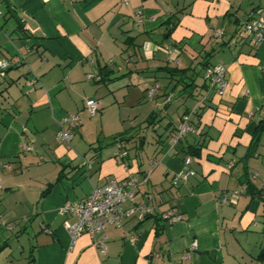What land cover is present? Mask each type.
<instances>
[{
  "label": "crops",
  "instance_id": "obj_1",
  "mask_svg": "<svg viewBox=\"0 0 264 264\" xmlns=\"http://www.w3.org/2000/svg\"><path fill=\"white\" fill-rule=\"evenodd\" d=\"M0 8V61H8L0 67V264H264V132L253 144L264 122V41L246 37L243 28L264 0H1ZM28 52L42 62L37 73L26 69ZM205 58L226 67L224 95L200 105L193 117L198 133L174 145L179 122L169 121L171 142L159 138L147 165L142 144L128 162L129 154L111 157L100 147L89 166L76 151L57 152L58 161L33 151L31 135L40 130L69 145L80 129L82 119L70 141L58 137L62 118L76 110L70 93L82 76L123 88L133 84L130 62H154V69H135L154 78L145 84L147 97L150 86H160L149 99L162 95L167 106L179 87L183 98L199 95L200 102L204 79L202 86L173 89L177 76L164 67L200 68L203 78ZM94 68L100 79L86 74ZM160 77L168 83L159 84ZM190 145L200 147L199 156L191 155L195 173L174 185ZM130 177L138 180L136 195L123 206L146 202L153 214L129 216L120 227L72 243L64 223L75 218L60 207L107 179ZM170 210L182 218L164 219Z\"/></svg>",
  "mask_w": 264,
  "mask_h": 264
},
{
  "label": "rangeland",
  "instance_id": "obj_2",
  "mask_svg": "<svg viewBox=\"0 0 264 264\" xmlns=\"http://www.w3.org/2000/svg\"><path fill=\"white\" fill-rule=\"evenodd\" d=\"M1 22L2 20L0 19ZM26 55H28L24 60L26 69L32 73H37L42 62L32 52H28ZM161 58L165 60V57ZM136 65L138 67L151 66L150 68H155L154 62L151 64L143 61L137 63L130 62L129 68L133 72L129 74L127 81L133 84L123 88H108L107 85L97 84L88 80L86 75L82 76L77 84V88L74 90V94L70 93L73 97H76L74 99L77 101L75 103L77 107L74 113H78L81 116L83 124L80 126V129L74 134L69 145L58 144L55 140V135L49 130L45 134L40 130V134H33V138L31 135L33 151L44 152L43 158L45 160H51L52 158L53 160H57L61 156H56L57 152L62 150L63 152H66V150L76 151L80 155V160L85 161L89 166L88 163L92 162V155L100 147L103 153H110L111 157L114 156L115 151L118 150L119 143L113 142V136L122 134L125 137L124 142L129 151V156L124 162H128L127 160L130 158L133 159L139 149L138 146L142 144L143 147L139 155L141 156V160H144V166L147 165L149 157L154 155V151L157 148V140L159 138H170L168 136L170 129L165 130V125L169 121L178 123L180 121L179 116L186 107L194 109L199 102L197 98L200 90L199 87L196 90L197 97L183 98L179 87H177L174 90L175 93H173L171 102L166 106L164 100H162V95L155 99L147 97L145 84L154 82V78L146 76V74H143L144 76L138 74L135 71ZM88 73L92 75L97 74L95 68L86 71V74ZM160 75H163V73H160ZM201 75V69L195 68V82L202 86L203 78ZM157 82L166 85L168 80L160 77ZM159 92L162 94V90ZM89 96H94L93 98L100 100L101 111L96 115H91L87 108H83L84 99ZM152 113H154V121H151ZM141 139H144V141L140 142ZM169 142H171V138ZM115 159L119 158L115 157ZM193 160L195 159L193 158ZM118 161H121V159ZM46 166L47 168L51 167L50 164ZM35 169L33 168V171ZM95 170L94 166L93 169H90L91 173H95ZM88 181L89 179L86 180L87 183ZM33 221L34 219H32ZM25 240L26 238L23 239V241Z\"/></svg>",
  "mask_w": 264,
  "mask_h": 264
},
{
  "label": "built area",
  "instance_id": "obj_3",
  "mask_svg": "<svg viewBox=\"0 0 264 264\" xmlns=\"http://www.w3.org/2000/svg\"><path fill=\"white\" fill-rule=\"evenodd\" d=\"M127 1V0H125ZM1 5V0H0ZM3 14L0 8V16ZM141 21V20H140ZM246 37H253L255 42L264 41V9L258 16L252 15L243 25ZM167 53L170 48H166ZM8 61H0V67L6 68ZM227 69L222 64H209L205 67L203 79L207 85L204 96L198 105L185 113H183L179 123L177 124L176 133L172 138V144H177L187 134H197L198 128L194 124V115L200 105L209 100L210 96H223L227 88ZM89 78L100 79L98 75H88ZM159 85H153L148 88V97L154 98L159 90ZM171 96L167 101L171 100ZM86 108L90 114L94 115L100 108L99 101L95 98L87 99ZM61 130L58 133L59 139L70 141L76 128L81 125V118L76 113H67L61 120ZM118 150L115 155L124 159L128 156L129 151L124 141H119ZM183 171L173 178V184L178 185L180 182L187 181L195 172L191 169L192 156L187 155L184 158ZM138 180L130 177L125 180L115 178L107 179L104 183L95 186L90 193L83 199L77 201L67 200L61 207L60 212L71 215L75 221H65V228L71 235L72 243L87 233L92 237L102 233L107 226L113 225L120 227L124 224L129 216H133L138 220L153 214L155 208L146 202L132 204L130 208H125L123 204L127 201H133L136 195ZM1 188V184H0ZM161 216L171 222L178 221L182 216L173 211H166ZM136 238L133 237L132 241ZM102 252L106 251V245L99 243ZM197 243H192V248H196Z\"/></svg>",
  "mask_w": 264,
  "mask_h": 264
},
{
  "label": "trees",
  "instance_id": "obj_4",
  "mask_svg": "<svg viewBox=\"0 0 264 264\" xmlns=\"http://www.w3.org/2000/svg\"><path fill=\"white\" fill-rule=\"evenodd\" d=\"M200 63H202L204 65L205 64L208 65L207 64L208 61H206V58H205L204 61H201ZM164 69L172 77L177 76V82L174 84L173 89H175L179 85H182L183 86V89H187L189 86H193L195 84V79H194L195 69L194 68H191V67H188V68H180L178 66H176V67L166 66V67H164ZM189 70H193V75L188 74ZM186 81H190V82H186ZM203 86L206 89L207 85H206L205 82L203 83ZM199 115H200L199 112H195V115L194 116H199ZM263 132H264V122L260 125L259 128H257L256 135H255L256 139H255V142L253 144L258 143V140L261 138V135L263 134ZM113 138L115 140H118L117 142L124 141V139H125V137L122 134L115 135V136H113ZM199 148L200 147H198V146L196 147V146L190 145L188 147V153L190 155H192V156H199V154H200V149ZM156 220L157 221H160L161 218L157 217ZM160 232H161L160 227H158L156 229V235L157 236L160 235Z\"/></svg>",
  "mask_w": 264,
  "mask_h": 264
}]
</instances>
